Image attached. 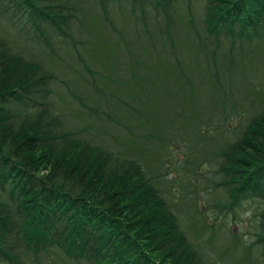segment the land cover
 <instances>
[{
    "label": "trees",
    "instance_id": "1",
    "mask_svg": "<svg viewBox=\"0 0 264 264\" xmlns=\"http://www.w3.org/2000/svg\"><path fill=\"white\" fill-rule=\"evenodd\" d=\"M0 17L49 55L0 34V264H211L154 172L156 149L179 141L173 164L193 196L211 190L209 212L222 217L207 222L190 200L195 232L223 227L218 243L240 245L223 219L251 201L252 261L264 264V0H0ZM50 60L89 84V119L115 112L116 146L95 133L99 119L89 135L48 99L49 82L72 94Z\"/></svg>",
    "mask_w": 264,
    "mask_h": 264
},
{
    "label": "rangeland",
    "instance_id": "2",
    "mask_svg": "<svg viewBox=\"0 0 264 264\" xmlns=\"http://www.w3.org/2000/svg\"><path fill=\"white\" fill-rule=\"evenodd\" d=\"M0 34L5 36L7 31L10 34V38H12L13 34L16 35L15 39L17 41V44L19 46H22L26 51L27 46L29 48H35L34 52L31 50V54L34 55L37 59H41L40 55L44 56L45 61L47 62L49 59L48 53L45 54V52L40 51L39 47L29 44L27 40L17 33L15 31V28L17 25H12V23H9L5 18L0 17ZM15 27V28H14ZM5 34V35H4ZM7 37V35H6ZM21 37V38H20ZM37 41H31L30 43H36ZM36 53V54H35ZM116 53V50H115ZM136 55L139 54V52H134ZM257 53V52H256ZM258 54V53H257ZM47 58V59H46ZM65 62L72 63V57L70 56H64ZM66 63L61 64V68L58 67L52 60H50L49 65H51V70L54 71L55 74L58 75L63 80H67V83L72 91V94H69L65 88L60 85V83H54V82H49L47 85V88L49 89L48 93V99H53L57 103V109H61L62 111H65V117L69 123L70 126H73L75 128L79 127L80 125L83 126V123L86 122V125L88 127V134L91 135L93 134V126H90L93 121H97L98 125L96 129H98L95 133L101 134L103 137L108 138L112 144L116 146V138H113L112 135L116 137V127H110L111 125H114L112 123L113 121L116 120L115 112L108 113L106 116L99 115L101 112H107L111 107L106 106L103 104L100 108V112H96V115L94 114L93 116L99 115L98 118L94 119H89L90 116L93 114L90 112V109L96 106L97 103H95L93 100H91L93 97L91 95L88 96V92L91 91L89 84H87L86 87H81L77 85V78L74 75V73L71 72V68H67ZM71 65V64H70ZM66 66V67H65ZM72 66V65H71ZM260 66V65H258ZM123 66H118L115 72L122 73L124 71ZM114 72V73H115ZM66 73H69L66 74ZM113 73V76H114ZM76 85L77 87H75ZM193 95H198L199 96V102L202 106L206 105V98L204 96L206 90H205V85L203 83L200 84H194L193 88L190 90ZM122 97H127L126 94H121ZM87 97H90L89 99ZM83 102V104L78 103L79 100ZM115 102V100H113ZM103 103V101H102ZM259 103V102H258ZM89 105V106H88ZM108 107V108H107ZM125 109L121 108L120 112H124ZM243 109H240L238 112L239 114H242ZM231 115V114H230ZM92 118V117H91ZM102 120L103 122L99 123V121ZM224 127L226 129H223V134L225 135L228 133L230 130V126H227L224 123ZM121 134V133H119ZM212 134H216L215 131H212ZM185 143L180 142L179 144L173 143L170 151H167L165 153H162L159 149H156L158 151V155H155L154 157H158L159 160L163 161V167L160 169H154V172L156 173L155 175L158 177V184L162 190L163 196L166 198L168 203L171 206V210L173 213L177 216V220L184 230L185 234L188 236L190 240L194 241H199L194 243L195 245H200L202 248L205 249V252L208 255H210L211 258V264H256L254 263L253 257L257 254V247L252 243L253 240V234L252 232L254 231L251 227V222L250 219L248 218V215L250 214V208L254 206V204L251 203V201H248L245 203L244 207L236 213L235 217L232 218L228 214L222 222L224 225L225 233L226 236H230V240L232 242L231 236H236L240 241L239 244H235L233 246L232 243H226V242H219L220 237H224L223 233V227H213L212 229H209L206 233L205 231L203 233L200 232H195V227H194V219H197L198 216L194 217V213L190 211L191 205H188V202L190 200H194L195 204V209L199 210L202 212V217L208 222L212 219H215V216H218L216 213L209 212L211 209L207 206V198L206 195H210L211 190H209L207 187L204 186L208 185L207 181L204 179L206 177L205 171L208 169V164H202L200 163L197 168V177L195 184L200 183V186L203 188L205 187V190H202L200 192L190 193V188L192 189V186L190 183H187L186 186V179H185V174L184 170L182 168H179L178 166H175L173 163L174 162H180L184 156V145ZM132 150L135 151V148L130 145ZM155 153V151H154ZM146 157V156H145ZM148 158V156H147ZM147 163L152 162L151 160L147 159ZM170 161V162H169ZM202 171V173H200ZM199 171V172H198ZM189 178H193V176L190 175ZM203 183V184H202ZM193 191V189H192ZM247 208V209H246ZM190 209V210H189ZM222 217L218 216V221H221ZM236 234V235H234ZM209 235L211 237H209ZM200 238H210L213 242H215L214 248H216L218 251H221L222 253L224 252L225 254L218 259L215 254L214 250L211 247L210 243H203L201 242ZM207 250V251H206ZM222 253H219L217 255H221ZM220 260V261H219ZM219 261V262H218Z\"/></svg>",
    "mask_w": 264,
    "mask_h": 264
}]
</instances>
